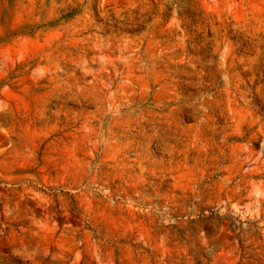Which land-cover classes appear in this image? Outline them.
<instances>
[{
  "label": "rangeland",
  "instance_id": "374dc122",
  "mask_svg": "<svg viewBox=\"0 0 264 264\" xmlns=\"http://www.w3.org/2000/svg\"><path fill=\"white\" fill-rule=\"evenodd\" d=\"M0 264H264V0H0Z\"/></svg>",
  "mask_w": 264,
  "mask_h": 264
}]
</instances>
